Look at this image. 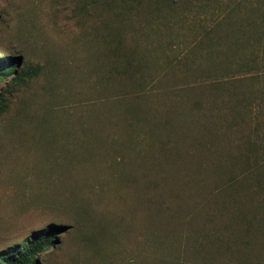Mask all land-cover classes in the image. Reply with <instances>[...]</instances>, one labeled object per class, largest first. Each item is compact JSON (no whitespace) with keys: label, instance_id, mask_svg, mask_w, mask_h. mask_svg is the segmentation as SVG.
<instances>
[{"label":"rangeland","instance_id":"1","mask_svg":"<svg viewBox=\"0 0 264 264\" xmlns=\"http://www.w3.org/2000/svg\"><path fill=\"white\" fill-rule=\"evenodd\" d=\"M241 1L0 0V59L18 56L16 71H35L0 79V253L59 224L36 264H264V233L244 232L234 205L210 201L218 159L194 154L205 122L214 146L229 150L254 126L227 127V92L252 86L245 71L224 72L239 49L214 40L220 20L225 34L244 23ZM196 98L204 107L194 111ZM163 118L185 133L173 142L184 155L172 171L150 172L142 155L160 157L158 139L177 137L150 132Z\"/></svg>","mask_w":264,"mask_h":264},{"label":"trees","instance_id":"2","mask_svg":"<svg viewBox=\"0 0 264 264\" xmlns=\"http://www.w3.org/2000/svg\"><path fill=\"white\" fill-rule=\"evenodd\" d=\"M243 1H245L244 4L241 1V4L237 7L238 9H242V7L248 9L244 23L240 22L239 26L236 25L235 29L225 34L226 31L223 33L218 32L222 27L220 20L215 26L216 31L214 34H216V36L214 40L220 41L225 37V40H229L231 46H236L239 49L238 58L235 59L237 62H231L235 69L229 68L230 66L226 65L224 67V72L243 70L247 73V77H250L249 82H251L250 84L252 86L247 92L242 91L243 89H240V91L227 92L229 101L225 104L223 103V106L231 110L232 120H234L227 127L230 129H236L235 126L240 128L242 124H249L250 120L251 123L254 122V126H251L247 132L243 133L242 136H240L239 142L236 145L233 144L229 150V147L216 148L214 146L212 136L216 133L214 129L212 133V129L210 128L211 125L205 122L201 125V128L197 130L196 136H194V146L197 149L193 148L196 150L194 154L201 158L207 156L208 158L215 157V159H218L211 168L215 174L211 173V176H216L214 184L218 192L214 193L216 199H210V201L216 202L217 205H220V208L227 206V204L234 205L235 209L232 211V216L237 220V223H245L243 231L248 234H256L259 231L264 233V226H259L258 224L260 218L264 220V0ZM254 4H257V7H254ZM258 7L260 11H257ZM232 13L233 10L231 13L227 14L230 17L226 16L230 21L228 19L226 20V18L222 20L230 22L229 26L232 21L236 19V17H231ZM233 23L237 24L236 21ZM234 24L232 28H234ZM247 26L251 27L253 30H246ZM132 55H135V52L130 54V74L135 69L134 57ZM125 59V62L128 63L129 59H127V56H125ZM19 61L20 57L18 56L1 58L0 79L8 76H12V79H22L24 76L35 72L33 70L24 71L21 69L16 71ZM136 64L139 65V63ZM254 81L261 83L260 87L256 88V90L253 89ZM217 84L219 83L213 84V89L216 91V94L220 89H224L222 85L217 86ZM183 90H187V87H184ZM216 96L217 95H215V97ZM202 107H204L203 101L196 98L192 101L190 109H195L194 111H196ZM254 109H256L258 114L253 116ZM211 110H213L212 107L207 109L208 112H212ZM242 110L247 116V119H239V115L242 117ZM137 115V109L132 108L130 110V126L135 122ZM191 124H194L193 120H191ZM163 128L167 130L170 136H177V139L175 138L174 140L170 138L171 142L169 140L158 139L155 147L160 157H156L153 154L150 155L151 149L142 155V161L151 160L149 162L150 165H147L150 172L155 171L161 173V171L166 168H171L170 171H172L173 165L176 164L182 154L184 155V153H180L176 146L173 145V142H177L184 138L185 133L180 131L169 118L155 120L151 124L150 132L155 136V132ZM184 130H186V128H184ZM226 150H228L227 153ZM185 154L187 156L192 155L188 152ZM222 157H224V161H221ZM198 169L204 168L198 167ZM207 169H210V167ZM168 173L163 172L159 175V179L160 181L162 180V183L166 180V174ZM223 174L227 175L222 180V176L220 175ZM159 179L153 180L152 184H158ZM219 190H223L225 193L223 194V191ZM153 203H148V205H152ZM250 209L254 210L250 211ZM261 210H263V213H260ZM258 217L260 218L258 219ZM62 230H64L63 225L50 224L33 231L31 236L22 241L19 246H14L0 253V264H36L38 262L37 257L54 244L56 234L61 233ZM244 236L245 235H242L241 237ZM236 237L238 240L242 239L240 235ZM221 238L222 237L216 238L218 241L214 240L211 244H213V246L217 245V243L221 241ZM225 238V245H229L225 250H230L231 246L229 243L235 242L234 235ZM245 238L249 241L247 237ZM250 243L251 246L248 250L254 246L253 240H250Z\"/></svg>","mask_w":264,"mask_h":264}]
</instances>
